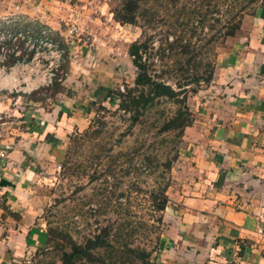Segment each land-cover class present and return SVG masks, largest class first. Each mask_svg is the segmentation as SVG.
I'll list each match as a JSON object with an SVG mask.
<instances>
[{"label": "rangeland", "instance_id": "1", "mask_svg": "<svg viewBox=\"0 0 264 264\" xmlns=\"http://www.w3.org/2000/svg\"><path fill=\"white\" fill-rule=\"evenodd\" d=\"M103 1L111 14L106 11L101 14L94 8L87 17H97L93 23L101 26V31L83 33L75 16L60 24V37L65 35L68 47V66L61 83L81 61L85 68L112 80L110 83L114 85L97 98L86 126L67 133L60 159H47L39 168L40 174L32 187V200L38 208L37 222L44 231L49 228L56 231L47 249L40 251L42 264H59L60 251L67 248L64 236L82 243L103 226L110 227L108 239L113 245L144 248L150 251V259L155 260L166 221L165 211L155 210L150 192L164 187L168 199L173 189L187 183L191 169L180 159L185 127L178 135L175 130L158 131L177 106L173 99L155 100L136 119L131 112L118 108L117 93L132 86L136 72L127 46L135 39L145 41L147 48L142 58L151 76L176 90L182 84L191 124L203 122L202 112L215 107L213 74L222 46L232 41L243 18L258 7L264 8V0H146L140 4L134 24H121L112 17L120 0ZM8 16L11 21L6 24L13 25L4 27L3 32L17 33L19 27L29 22L18 13ZM71 22L77 29L70 34L66 29ZM227 30L233 34L225 35ZM33 42L35 46L38 39ZM32 53L18 65L15 63L13 71L7 69L4 74L0 71V81L13 74L19 82L16 86L22 90L40 82L42 75L51 71L50 64L56 57L52 48L37 45ZM209 71L212 75L206 80ZM1 83L0 86H5ZM107 90L112 93L109 95ZM46 98L44 108L49 106ZM22 106L29 104L22 101ZM167 162L169 167L165 165ZM102 254L104 258L107 256L106 252ZM107 263L106 257L103 263L79 264Z\"/></svg>", "mask_w": 264, "mask_h": 264}, {"label": "crops", "instance_id": "2", "mask_svg": "<svg viewBox=\"0 0 264 264\" xmlns=\"http://www.w3.org/2000/svg\"><path fill=\"white\" fill-rule=\"evenodd\" d=\"M94 8L111 14L103 0H0V32L15 13L59 36L72 16L83 33L99 32L97 17L87 18ZM231 40L215 61V107L184 128L180 159L191 177L168 196L158 264H264V8ZM82 64L46 108L25 90L0 92V264H42L47 235L32 200L39 168L60 159L67 133L86 126L114 85Z\"/></svg>", "mask_w": 264, "mask_h": 264}, {"label": "trees", "instance_id": "3", "mask_svg": "<svg viewBox=\"0 0 264 264\" xmlns=\"http://www.w3.org/2000/svg\"><path fill=\"white\" fill-rule=\"evenodd\" d=\"M144 1L146 0H120L119 7L112 11L113 19L121 24H134L139 6ZM11 25H13L12 22L8 24L7 27ZM44 28L47 31L42 33L41 30ZM18 32H20V35L14 40H11V38H5L0 42V45L5 44L7 49L2 62L4 67L8 69L23 57L29 58L31 56L33 50L29 49L25 44L27 39L37 40L39 38H45L46 40L53 42L58 49L62 50L58 67V70L60 69L62 73L59 74L57 70L50 85L38 87L36 90L30 91L26 96L29 99L44 102L46 97L51 98L56 93L63 92L64 87L62 86L61 81L64 79V74L66 73L68 66V47L62 41V38L47 26L39 24H35V26L31 27L27 23H24L18 28ZM13 34H16V31L13 32ZM232 34V30H227L225 32V35ZM7 46L12 47L7 48ZM146 48L147 43L137 39L131 41L127 46V55L130 58L131 64L135 67L136 72L132 80V86H127L124 92L117 93L119 96L118 108L123 111L131 112L132 118L136 119L138 115H140L147 107L151 106L155 100L161 97L173 99L177 106L173 114L161 123L158 131L175 130L177 135L181 134L183 128L190 125L192 121L191 113L185 105L184 93L186 90H184L185 88H181L182 84H178L176 90L172 88L171 85L151 76L148 71V64L142 58ZM182 48V51L186 50L185 46ZM15 51H18V53L15 54ZM211 75L212 72L209 71L206 75V80H209ZM191 91H194V89H191ZM107 93L110 95L112 92L111 90H107ZM165 165L166 167H169L168 162ZM164 190L165 188L162 187L156 192H150V198L153 201L155 210L160 212L165 211L168 200L167 196L164 194ZM5 210H8V208L5 207ZM12 214L16 215V213ZM157 221L160 223V217ZM109 229V226L101 227L96 234L86 238L82 243H77L69 236H64L63 241L67 248L63 247L61 249L58 258L59 264H79L80 262L103 263L106 257L109 259V263L112 264H158L154 259H150V251L144 248L128 246L121 248L120 246L113 245L108 239ZM55 232L56 231L50 228L45 230L47 235L46 246L52 241V239H54L53 236ZM102 252H106L107 256L105 258Z\"/></svg>", "mask_w": 264, "mask_h": 264}, {"label": "built area", "instance_id": "4", "mask_svg": "<svg viewBox=\"0 0 264 264\" xmlns=\"http://www.w3.org/2000/svg\"><path fill=\"white\" fill-rule=\"evenodd\" d=\"M3 19H4L5 22H10L11 21L10 18H8V17L7 18L5 17ZM76 29L77 28L75 27V23L71 22V24L68 25V28L66 29V31H67V33L71 34L72 31H75ZM46 31L47 30L45 28L41 30L42 33H45ZM19 35H20V32H17L16 34H13V33L7 32V31H4V32L2 31V32H0V42H2V40H4L5 38L6 39L11 38V40H14ZM61 38H62V41L64 43L67 42V39L65 38L64 34H63V36L61 35ZM25 44L27 45V47L29 49H32L33 51L36 49V45L39 48H42V47H45L47 49L48 48H52L54 50V54H55V57H56L55 58V62L53 64H50L51 66H50L49 69L51 71H48V72L44 73L42 75V80L40 82H38L35 86L25 90V92L29 93L33 89H37L38 87L48 86V85L51 84L52 79L55 76V72L58 70V67H59V62H60L62 50L58 49L53 42H50L49 40H46L45 38H39L38 39V43L35 46H34L33 40H30V39H27ZM6 52H7L6 46L1 44L0 45V67H1L0 71H1L2 74H4V70H7L4 67V65L2 64ZM17 53H18V51H15V54H17ZM19 61H16L15 63L18 65ZM12 66H10L8 69L12 70L14 68V67L12 68ZM10 72L11 71H9V73ZM58 73L61 74L62 71L59 69ZM64 75H66V73ZM16 85H19V84H16ZM16 85H14V86H12L10 88L5 87V86H0V91L2 89H6L10 93L18 94V93H20V90H22V89H20V87L19 86L17 87ZM119 90H122L121 86L119 87ZM46 100L49 103L52 101L50 97H47ZM4 121H5V119H4L3 115L0 114V124H3ZM1 138H2V127L0 125V140H1ZM3 156H4V152L0 149V157H3ZM56 167H57V169H59V165H57Z\"/></svg>", "mask_w": 264, "mask_h": 264}, {"label": "bare ground", "instance_id": "5", "mask_svg": "<svg viewBox=\"0 0 264 264\" xmlns=\"http://www.w3.org/2000/svg\"><path fill=\"white\" fill-rule=\"evenodd\" d=\"M14 70V69H13ZM12 70V71H13ZM11 71V72H12ZM10 72V73H11ZM6 74H8V73H6ZM2 83L1 84H3V85H7V86H14V85H16V84H18L19 82H18V80H17V78L12 74V75H9V76H6V77H4V78H2ZM0 81V82H1ZM28 84V83H27Z\"/></svg>", "mask_w": 264, "mask_h": 264}]
</instances>
